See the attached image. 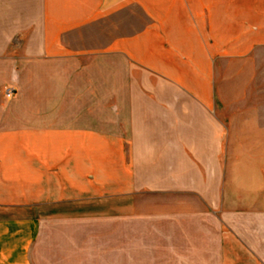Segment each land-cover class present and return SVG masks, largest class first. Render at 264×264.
Instances as JSON below:
<instances>
[{
	"label": "crops",
	"instance_id": "1",
	"mask_svg": "<svg viewBox=\"0 0 264 264\" xmlns=\"http://www.w3.org/2000/svg\"><path fill=\"white\" fill-rule=\"evenodd\" d=\"M263 52L264 0H0V264H264Z\"/></svg>",
	"mask_w": 264,
	"mask_h": 264
},
{
	"label": "rangeland",
	"instance_id": "2",
	"mask_svg": "<svg viewBox=\"0 0 264 264\" xmlns=\"http://www.w3.org/2000/svg\"><path fill=\"white\" fill-rule=\"evenodd\" d=\"M260 63H261V71L259 72L260 73V83H261V86L258 88L259 89V95L261 96V99H262V107L264 108V52L262 53V55L260 56ZM8 88H5L4 90V95H5V91L7 90ZM14 90V89H13ZM14 94H15V91H14ZM59 217V218H58ZM61 216H55V224L56 223H62L61 220ZM55 227H57L55 225ZM57 233L58 236H55L54 237H64V235L62 234V227H59L58 230L54 231V234ZM58 253H61V248H58Z\"/></svg>",
	"mask_w": 264,
	"mask_h": 264
},
{
	"label": "built area",
	"instance_id": "3",
	"mask_svg": "<svg viewBox=\"0 0 264 264\" xmlns=\"http://www.w3.org/2000/svg\"><path fill=\"white\" fill-rule=\"evenodd\" d=\"M13 96H14V90H13V88H8V89L5 91V97H6L7 99H11V98H13Z\"/></svg>",
	"mask_w": 264,
	"mask_h": 264
}]
</instances>
